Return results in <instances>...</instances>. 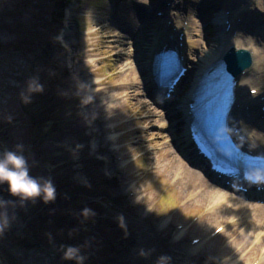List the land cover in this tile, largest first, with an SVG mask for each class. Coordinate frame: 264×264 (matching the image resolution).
I'll list each match as a JSON object with an SVG mask.
<instances>
[{
    "label": "rangeland",
    "instance_id": "obj_1",
    "mask_svg": "<svg viewBox=\"0 0 264 264\" xmlns=\"http://www.w3.org/2000/svg\"><path fill=\"white\" fill-rule=\"evenodd\" d=\"M224 2L202 0L196 11H183L206 47L215 42L211 19ZM157 3L163 8L175 5L174 0H0V128L8 125L0 132V158L9 148L21 154L17 145H22L29 177L36 163L47 162L43 149L34 148L46 135L39 136L40 127L24 113L32 109L36 120L41 109L55 106L48 117L57 121L58 131L48 139L57 146H47L45 151L74 162L68 180L75 188L69 205L73 211L65 223L61 219L67 207L59 206L52 213L54 224L40 220L27 227L20 218V197L0 191V199H13L0 208L9 219L0 233L3 264H78L65 258L69 247L80 249L83 264H161L162 258L163 264H219L220 254L229 249L237 230L214 236L218 225L204 205L184 197L190 185L205 178L191 167L177 180L166 164L171 157H164L162 147H171L172 142L168 131L159 128L155 110L161 108L170 117L173 103L155 105L143 95L142 83L132 87L128 83L127 41L146 38L131 30L142 20L152 23L161 16ZM89 58L94 61L88 62ZM197 60L196 54L191 55L189 63ZM94 77L99 79L97 90L89 92ZM193 78L190 69L176 97ZM33 81L43 86L42 92H29ZM109 93L119 97L111 111L103 104ZM88 97L91 100L84 103ZM111 120L118 133L115 145L108 139ZM28 143L35 153L23 152ZM123 156L126 163L121 165ZM41 165L64 180L67 168L56 172L58 168L49 162ZM161 203L169 206L167 212L149 210L150 204ZM85 210H89L87 217ZM182 228L186 232L176 240ZM194 237L208 241L190 254Z\"/></svg>",
    "mask_w": 264,
    "mask_h": 264
},
{
    "label": "bare ground",
    "instance_id": "obj_2",
    "mask_svg": "<svg viewBox=\"0 0 264 264\" xmlns=\"http://www.w3.org/2000/svg\"><path fill=\"white\" fill-rule=\"evenodd\" d=\"M200 1L202 2V0H174L175 5L172 8H163L160 5L161 3H157L156 5L162 8L160 9L163 11L162 16H155L152 23L142 20L136 29L133 28L131 30V32L137 31L139 34H146V38H137L135 40L130 38L127 41L130 50L124 66L130 71L128 83L130 87L137 83H142L141 90L143 95L152 99V103L155 105L162 104L164 98L162 101L157 100L160 97L157 92L161 94V91L154 86L152 80L153 73L148 72L145 75L142 73V70L149 65V62L151 63L153 53L160 52V49L164 46L169 45L177 49L179 46V34L183 33V46L179 49L185 55L186 61L191 60V55H197L198 60L190 65L194 76V86H196V83L211 66L222 59L224 51L229 47L245 48L252 52L250 48L241 46L246 45L249 37H252L256 45L264 49V10L260 7V0H224V11L218 9L212 17L214 21L212 26L216 28V37L211 47L204 45L199 30L195 29L193 24L187 21V14L194 12V10L196 11ZM228 10H232L228 17L232 22V27L229 31L225 32L222 22L224 21L223 15L225 16V12ZM183 11L187 14L185 15ZM205 20L207 21L206 16ZM169 22H171V25H169ZM206 24L209 26L210 22L208 21ZM252 54L253 64L251 68L245 74L239 76L238 107L234 112L233 125L241 130V135L246 144L258 152H264V127L259 129L255 124L259 118L254 120L253 117L248 120L249 115H255L253 110L247 114L245 113L246 116L241 114V111L245 109V106L250 101L255 102L258 96L264 94V51L258 54L252 52ZM87 61L92 62L94 60L89 58ZM98 81L97 77L91 79L89 92L97 90L96 85ZM252 89H257L260 95H251L250 91ZM106 99V102L102 103L106 104L105 108L107 110L111 111V109L118 105V94L109 93ZM177 99L181 100L180 94ZM173 101L171 103L174 104ZM165 102L170 103L169 100H165ZM186 103L187 100L184 97L177 106L175 104L174 110L172 109V113L169 114L170 117H165L161 112L163 111L161 108L160 111L157 108L155 110L160 118L159 128L163 131H168L172 142L171 147L169 145L162 147L164 157H171V160L167 161V163L163 162L162 165L169 162L173 169V177L177 180H181L184 173L191 170L192 165L196 163L205 165L203 160L198 159V155L192 149V144L187 142L188 139L185 132L181 131L184 123L187 124L188 122L187 113L185 115L181 114L186 110ZM109 104L115 106L109 109ZM113 123L114 120L108 122L110 128L113 129L108 139L115 145L118 133L114 130ZM115 149L118 150L119 146H115ZM196 155L198 158L195 157ZM125 163L126 157L123 156L120 164L124 165ZM192 170L197 174L204 175L203 171L198 168L194 169L192 167ZM237 195L239 194L228 188L219 186L215 182H211L210 178L207 177L200 184L195 186L190 185L184 193L185 199L195 200L204 205L208 211V215H210L209 217L217 223V228H222V231L237 230V233L232 237L231 243L228 245L229 249L224 250L220 254L219 264H264L263 204L248 200L249 198L243 196L240 197L239 201ZM185 232L186 228H182L175 235V239L178 240ZM207 241L208 239L202 238L193 247L189 246V253L193 254L198 251Z\"/></svg>",
    "mask_w": 264,
    "mask_h": 264
},
{
    "label": "flooded vegetation",
    "instance_id": "obj_3",
    "mask_svg": "<svg viewBox=\"0 0 264 264\" xmlns=\"http://www.w3.org/2000/svg\"><path fill=\"white\" fill-rule=\"evenodd\" d=\"M55 110V106H51L50 108H46V109H41L37 114V119L35 120L32 115H31V111H26L25 117L28 119V121H31L32 124H34L35 126H39L40 129L39 131H37L40 136V134H44L46 135V140H42L40 142H36L34 143V148L36 150V152L39 149H43L41 150V155H43L42 153L45 154L46 158H48L47 162L46 161H39L38 163H36V166L34 167L35 171L34 173L31 172V176L30 178H33L37 181H39L41 184H43L45 181L50 180L51 183L53 184L54 188H55V199L45 202L43 199V194H41L40 196H37L34 200H30L27 199L26 201H24L23 203L21 202L19 205V208L22 210V212L20 213V218L24 219L25 222V226H29L30 224H33L34 222H38L40 220H42L45 225H49L51 224V222L54 224V220H53V211H55L57 209V207L60 209L59 206H65L67 207L65 209L66 214L65 217L62 218L61 220L64 221V223L67 221L68 216L72 213L73 209L69 207V205L72 203L73 201V193L75 192V188H73V181L68 180L69 178H71V175L73 174L72 171H70V168H74V162H72V160H70V162L66 163L65 160H67L65 157H62L60 154H55L52 152H47L45 151L47 146H57V143L54 144L53 141L49 140V136H51L50 134L52 133H56L58 131V123H56L57 121L55 119L51 120V118L48 117V115H51L52 111ZM42 112H45V114H43ZM12 124V123H11ZM8 125H6L5 127H3L2 129L0 128V132L1 131H6ZM55 137V135H54ZM48 139V140H47ZM56 139V137H55ZM60 139V138H59ZM6 151H12L9 149H7ZM24 153H28V154H32L35 153L32 144H27L26 147L23 150ZM39 153V152H38ZM4 154V153H3ZM3 156H1L2 158ZM26 159V156H24ZM50 163L52 165V167L54 166L55 168H58L56 172H59L60 168H67L68 170L66 172H64V180H68V181H64L62 179H58L56 177L53 176V173L49 172V169H47V166H42L41 163ZM8 185V183H6ZM6 184L2 185L0 187V191L2 195H9L12 194L9 191V185L7 188ZM13 196V194H12ZM13 200L12 198H9L8 201L9 202ZM27 210H30V213L26 212ZM27 213V214H26ZM26 214V215H25ZM25 215V216H24ZM39 219V220H38ZM61 222V221H60Z\"/></svg>",
    "mask_w": 264,
    "mask_h": 264
},
{
    "label": "clouds",
    "instance_id": "obj_4",
    "mask_svg": "<svg viewBox=\"0 0 264 264\" xmlns=\"http://www.w3.org/2000/svg\"><path fill=\"white\" fill-rule=\"evenodd\" d=\"M147 2V0H144ZM260 7L264 10V0H260ZM58 39H62L59 37ZM246 46L252 50L254 54H258L264 49L258 47L255 43L254 38L249 37V41ZM43 86L35 81L30 83L29 92H42ZM25 102H29V97H24ZM91 100V97H88L84 100V103H88ZM115 105H108V108L111 109ZM17 148L21 150V154H17L13 151H6L2 158H0V184L7 182L9 185V191L13 195L20 197L21 202L23 203L29 198H34L43 194V199L45 202L55 199V188L50 180L45 181L41 184L39 181L30 178L28 175L27 162L25 157L22 154V145H17ZM137 202L140 201L141 197L137 196ZM8 202L0 199V208H3ZM150 211H157L158 213H165L169 210V206L161 203L159 206L150 204ZM84 215L87 217L89 215V210L84 211ZM192 215V213H189ZM123 222V218L121 217ZM9 225V219L6 212H0V233ZM123 226V223H122ZM80 249L69 247L65 252L66 259H75L78 264H83L85 257L79 255ZM143 255V251L141 252ZM164 258L161 260L163 264Z\"/></svg>",
    "mask_w": 264,
    "mask_h": 264
},
{
    "label": "water",
    "instance_id": "obj_5",
    "mask_svg": "<svg viewBox=\"0 0 264 264\" xmlns=\"http://www.w3.org/2000/svg\"><path fill=\"white\" fill-rule=\"evenodd\" d=\"M238 60H243L244 63ZM224 61L228 64L229 70L239 75L245 69V63H250V56L246 50L231 49V51L224 57Z\"/></svg>",
    "mask_w": 264,
    "mask_h": 264
}]
</instances>
